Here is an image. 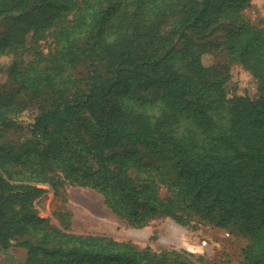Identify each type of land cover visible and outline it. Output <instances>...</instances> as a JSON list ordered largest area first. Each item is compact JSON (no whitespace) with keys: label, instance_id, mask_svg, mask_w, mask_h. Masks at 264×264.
<instances>
[{"label":"trees","instance_id":"obj_1","mask_svg":"<svg viewBox=\"0 0 264 264\" xmlns=\"http://www.w3.org/2000/svg\"><path fill=\"white\" fill-rule=\"evenodd\" d=\"M246 1L0 0V21L34 31L28 43L17 33H0V53L33 48V41L37 56L19 68L16 82V93L28 100L15 103L16 93L0 95V121H8L10 101L18 110L33 103L37 112L27 129L39 139H57L38 153L45 160L38 162L44 175L37 180L56 185V173H45L55 163L76 182L99 189L129 222L141 224L155 214L180 223L196 218L245 237L239 264H264V29L244 21L226 27L222 21L237 19ZM69 12L73 15L66 18ZM171 17L176 29L164 34L161 27ZM50 25L55 44L45 54L36 35ZM218 26L225 30L219 43L229 62L205 65L207 31ZM93 60L104 65L107 76L89 70L84 86H78L73 66L81 61L94 66ZM232 61L257 76V98L229 94ZM140 89L157 92V98ZM155 100L157 109L151 106ZM124 142L165 151L163 162L142 164L123 156L117 148ZM5 172L12 177L13 171ZM7 183L0 174V249L21 235L32 255L73 263L186 262L175 252L140 251L113 238L51 239L61 232L29 208L26 186L17 189V210L9 211ZM161 184L168 188L165 196Z\"/></svg>","mask_w":264,"mask_h":264},{"label":"rangeland","instance_id":"obj_2","mask_svg":"<svg viewBox=\"0 0 264 264\" xmlns=\"http://www.w3.org/2000/svg\"><path fill=\"white\" fill-rule=\"evenodd\" d=\"M238 14L237 19H223L225 26L227 27L229 24L236 26L238 21H244L264 29V0H247ZM72 15V12H69L66 18H70ZM55 21L58 22L57 19ZM175 21L174 17L167 19L161 27L162 33L167 34L175 30ZM9 22L10 20L0 21V33H6V35L7 33L12 35L17 33L19 37H23L24 43H28L32 39L34 33L32 29L23 32L24 28H19L17 25L15 27L8 26ZM54 28L55 25H50L36 35L37 48L45 54L50 49H54L55 37L52 32ZM207 33L206 40L210 41L211 45L207 52L202 54L203 63L205 65L228 63V50L219 43L225 37L224 28L221 26H218L216 30L211 28ZM30 45L33 48L18 46L14 50L5 48L7 50L0 53V95L10 97L16 93L18 87L16 82L20 79L19 68H24L28 61H31L35 56L33 41ZM93 61H95L94 66H88L86 61H81L73 66L72 80L75 84L80 87L84 86L89 70L95 69V73L100 70L103 76H107L104 65L98 62L99 60ZM229 73L230 80L227 90L230 95L247 96L252 99L260 95L257 76L241 62H230ZM139 93L153 97V99L157 98V92L140 89ZM15 96V103L28 100L22 92L16 93ZM158 102L155 100L151 106L157 109ZM6 106L10 109L7 113L8 121L6 123L5 120L0 121V174L8 182V187L10 186L7 203L10 212H15L18 207V187L26 186L24 190H27L29 208L35 212L38 218L45 219V225L49 229L61 232L60 235H51V239H58L62 235H65L66 239L68 235L107 237L128 243L140 251L161 253L168 250L175 252L181 260H186V262L183 260V264L240 263L241 249L245 245L246 239L242 235L230 233L223 227L199 223L196 218L180 223L168 214H155L141 224L129 222L112 210L99 189L76 182L74 174H67L66 171L61 170L60 165L55 163H52L53 168L45 173L46 175L56 173L55 179L58 181L56 185L49 181L37 180L44 175L38 162L41 163L45 160H40L38 153L45 149L44 146L47 147L50 140L57 141V139L54 137L39 139L27 129L28 121H31L37 112L33 103L21 110H18V106L12 104L11 101ZM14 107L18 111L12 110ZM36 139L39 141L38 143ZM68 142L72 143L71 147L76 144L73 138H69ZM79 142L77 146L83 147L86 151L85 143ZM117 149L119 152L124 151L123 156L129 155L138 159L142 164L163 162L161 156L165 154V151H161L159 148L151 150L148 147L130 145L126 142ZM6 151H10V154L3 156ZM86 153L91 160V152ZM5 170L13 171L12 177H9ZM166 192H169L167 186L161 184V196H165ZM172 225L179 226L194 244H202L203 248L199 251L182 247L178 243L177 232H174ZM25 240L26 236L15 235L7 248H1L0 264H83L81 261L73 263L67 258H50L38 253L32 255L31 248ZM70 241L76 243L73 238ZM172 255L174 256V253Z\"/></svg>","mask_w":264,"mask_h":264},{"label":"bare ground","instance_id":"obj_3","mask_svg":"<svg viewBox=\"0 0 264 264\" xmlns=\"http://www.w3.org/2000/svg\"><path fill=\"white\" fill-rule=\"evenodd\" d=\"M175 224V223H174ZM173 226V225H172ZM174 227V226H173ZM140 230V229H139ZM174 232H177V236H178V243L185 248H189L191 250H201L203 248L202 244H194L188 237V235L185 233L184 230H182L179 226L175 225V227L173 228ZM148 233V231H147ZM175 234V233H174ZM137 236V235H136ZM144 236V235H143ZM176 236V237H177ZM165 237V236H164ZM175 237V238H176ZM163 239V238H162ZM166 239V238H165ZM174 239V238H173ZM195 242V241H194ZM197 243V242H195ZM200 243V242H199Z\"/></svg>","mask_w":264,"mask_h":264}]
</instances>
